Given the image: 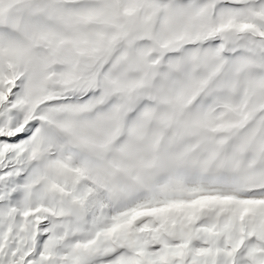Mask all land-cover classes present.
Here are the masks:
<instances>
[{"label": "snow or ice", "instance_id": "6c2138e0", "mask_svg": "<svg viewBox=\"0 0 264 264\" xmlns=\"http://www.w3.org/2000/svg\"><path fill=\"white\" fill-rule=\"evenodd\" d=\"M0 264H264V0H0Z\"/></svg>", "mask_w": 264, "mask_h": 264}]
</instances>
